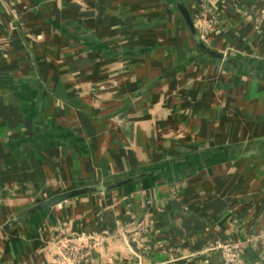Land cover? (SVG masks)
<instances>
[{
    "label": "crops",
    "instance_id": "obj_1",
    "mask_svg": "<svg viewBox=\"0 0 264 264\" xmlns=\"http://www.w3.org/2000/svg\"><path fill=\"white\" fill-rule=\"evenodd\" d=\"M180 1L209 49L264 67V0ZM175 4L0 0V264L81 234L105 237L81 264H222L198 254L214 239L264 264V82L196 52ZM131 221L144 249L113 235Z\"/></svg>",
    "mask_w": 264,
    "mask_h": 264
},
{
    "label": "built area",
    "instance_id": "obj_2",
    "mask_svg": "<svg viewBox=\"0 0 264 264\" xmlns=\"http://www.w3.org/2000/svg\"><path fill=\"white\" fill-rule=\"evenodd\" d=\"M199 19L204 25L213 23V17L207 18L204 13L199 15ZM147 225L142 221H131L128 223H119L113 235L121 238L124 242L136 239L139 247L144 249L142 237L147 233ZM105 240L104 236L94 234H81L74 238L59 239L56 242L58 253L50 254L51 264H81L83 260H91V251L93 247L99 246ZM174 253L179 254L180 249H171ZM199 255L216 254L222 264H245L239 252L237 243L221 241L218 239L207 242L203 248L198 251Z\"/></svg>",
    "mask_w": 264,
    "mask_h": 264
},
{
    "label": "water",
    "instance_id": "obj_3",
    "mask_svg": "<svg viewBox=\"0 0 264 264\" xmlns=\"http://www.w3.org/2000/svg\"><path fill=\"white\" fill-rule=\"evenodd\" d=\"M177 12L182 17V20L185 24V27L187 29V32L190 36V39L193 43L194 49L196 52H198L201 55H204L208 58L218 60L220 63H226L230 65L233 69H235L240 75L261 80L264 82V67L257 68V67H246L241 65L238 61L233 60L232 58L222 54L217 53L211 49H209L202 41L201 36L197 32L194 23L192 21V18L186 8V6L180 1L176 0L175 4ZM144 174H138L134 175L128 178L120 179V180H114L109 182H103L99 184H94L86 187H82L76 190H72L69 192H65L62 194L55 195L35 206H33L28 211L23 212L18 216V219H24L28 216H30L33 213L44 211L50 208H54L64 202H67L71 199L83 197V196H89L97 193H102L108 190L119 188L127 183H130L132 181L139 180Z\"/></svg>",
    "mask_w": 264,
    "mask_h": 264
}]
</instances>
